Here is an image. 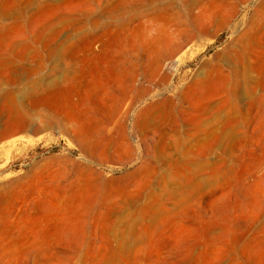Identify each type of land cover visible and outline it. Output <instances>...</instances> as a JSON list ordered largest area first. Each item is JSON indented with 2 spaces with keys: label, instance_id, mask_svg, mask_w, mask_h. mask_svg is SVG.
<instances>
[{
  "label": "rangeland",
  "instance_id": "374dc122",
  "mask_svg": "<svg viewBox=\"0 0 264 264\" xmlns=\"http://www.w3.org/2000/svg\"><path fill=\"white\" fill-rule=\"evenodd\" d=\"M0 264H264V0H0Z\"/></svg>",
  "mask_w": 264,
  "mask_h": 264
}]
</instances>
